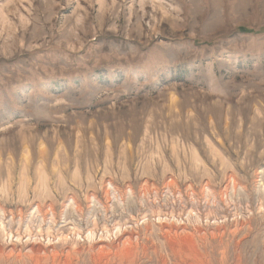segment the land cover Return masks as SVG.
Listing matches in <instances>:
<instances>
[{"label":"rangeland","instance_id":"obj_1","mask_svg":"<svg viewBox=\"0 0 264 264\" xmlns=\"http://www.w3.org/2000/svg\"><path fill=\"white\" fill-rule=\"evenodd\" d=\"M0 264H264V0H0Z\"/></svg>","mask_w":264,"mask_h":264}]
</instances>
